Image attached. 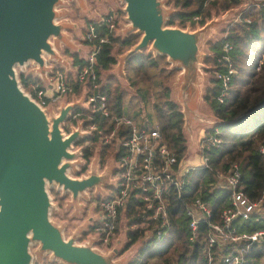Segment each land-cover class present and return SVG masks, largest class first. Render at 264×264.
Segmentation results:
<instances>
[{
  "label": "water",
  "instance_id": "95a60500",
  "mask_svg": "<svg viewBox=\"0 0 264 264\" xmlns=\"http://www.w3.org/2000/svg\"><path fill=\"white\" fill-rule=\"evenodd\" d=\"M61 0H0V264H34V255L49 253L60 264H124L127 254L120 239L109 251L94 246L95 238L77 242L83 228H74L66 237L64 224L50 217L55 205L48 186L69 195L66 205L82 207L87 189L102 190L113 167L99 173L96 164L86 174L72 176L80 149H72L84 133L81 124L64 134L61 124L79 100L61 103L57 114L46 111L23 90L17 66L24 70L29 61L33 71L46 80L50 66L45 53L68 66V60L54 48L50 38L68 42L67 21H56ZM127 24L138 40L117 58L123 72L126 60L143 49L166 56L179 69L175 94L181 105L183 129L188 135L203 120L199 109L203 77V43L227 12L212 17L194 29L167 24L176 11L167 0H121ZM85 220V226L88 224ZM36 244L34 253L31 245ZM124 247V246H123Z\"/></svg>",
  "mask_w": 264,
  "mask_h": 264
},
{
  "label": "trees",
  "instance_id": "16d2710c",
  "mask_svg": "<svg viewBox=\"0 0 264 264\" xmlns=\"http://www.w3.org/2000/svg\"><path fill=\"white\" fill-rule=\"evenodd\" d=\"M167 3L177 7L176 12L168 17L167 24L185 26L188 23L194 25L195 22L202 25L213 13L218 15L232 9L239 0H167ZM195 15L198 16L197 21L194 20ZM91 21L96 25L99 35L108 36L110 39V42L102 44L96 54L94 66L96 81L99 84L96 90L106 94L110 113L124 114L141 124L157 127L164 141L180 159L187 148L184 120L181 105L171 96L169 85L166 86L159 80L160 87L156 93L161 94L156 101L151 102V108H148L154 73L164 78L173 75L176 70L166 69L164 65L169 64L164 55H153L146 49L131 55L124 66L126 80L134 89L136 98L134 103H130L132 95L127 98V90L123 88L120 79L108 74L103 81L101 72L116 63V56L112 51L115 45H118L119 51L122 52L133 45L139 35L129 33L122 37L108 31L97 19ZM222 33L220 37L207 40L208 52L202 60L203 70L211 73L203 100L216 118L214 124L207 127L205 132L212 133L218 128L217 136L220 141L204 149L207 166L191 169L185 174V186L180 194L175 189L168 192L166 208L170 226L167 236L160 240H144L135 257L127 264H202L205 258L207 224L200 222L195 238L192 239L185 207L195 197H199L211 209L209 219L220 220L222 210L229 205L230 192L218 183L215 177L217 169L228 170L229 166L237 163L241 170L240 187L252 199L260 196L264 185V157L259 152V145L264 141V6L245 9L239 19H233L227 24ZM225 42L232 45L230 55L236 70L231 76L223 100L220 101L218 95L221 83L214 72L225 69L222 60ZM72 56L74 64H79L80 67L86 64L84 58L77 54ZM19 78L25 88L30 81L41 83L40 78L32 74L20 72ZM76 84L78 93L81 84ZM94 119L105 126L109 125L107 118L96 114ZM88 139L90 142L82 153L86 160L96 145L95 135L89 136ZM83 141L81 138L78 143ZM109 149H112V145L105 147L102 154L108 153ZM56 197L60 202L62 196ZM140 205L139 200L129 201L125 209L126 214L131 217ZM262 207L264 208V201ZM236 224L239 230L264 228V215L258 219L253 216L238 219ZM126 236L123 251L142 238L143 230H128ZM51 264L60 263L54 260ZM240 264H264V242H256L247 249Z\"/></svg>",
  "mask_w": 264,
  "mask_h": 264
},
{
  "label": "built area",
  "instance_id": "2783aa9c",
  "mask_svg": "<svg viewBox=\"0 0 264 264\" xmlns=\"http://www.w3.org/2000/svg\"><path fill=\"white\" fill-rule=\"evenodd\" d=\"M252 6L256 8L264 6V0H239L235 7L225 12L235 9L237 13L234 20H236L245 9ZM194 19H198V16L195 15ZM97 20L99 24H104L108 31L115 33L118 27L116 12H108ZM245 20L250 21L249 18ZM83 40L88 47L86 55L81 57L86 61L84 66L74 64L72 58H66L68 66L46 58V63L50 66V70L46 72V80L36 72L32 74L20 70L41 80V83L30 81L26 88L21 81L20 85L44 110L55 99L69 103L71 101H68L67 97H73L80 101L62 123L63 128L68 127V132L81 124L80 130L84 136H80L79 140L83 138L84 141L77 142L71 147L80 149L79 156L82 155L84 146L90 142L88 137L91 135H95L96 145L100 146V149L112 145L113 172L109 176L108 183L102 185L101 191L96 192L94 214L89 224L91 229L88 230L84 241L95 238L94 246H106L110 241L117 239L116 231L124 219L127 222L124 231L126 238L128 230L141 229L144 240L163 239L167 236L170 226L166 208L168 192L175 189L180 194L185 186V174L191 169L207 166L204 149L220 141L217 136L219 130L215 128L214 132L208 134L205 132L206 128L201 131L197 137V149L204 162L184 167L185 156L180 159L176 157L157 127L141 124L124 114L110 113L106 94L96 90L99 84L94 69L96 54L102 44L110 42V39L108 36L99 35L96 25L90 21L85 27ZM231 49L232 45L229 42L223 44L222 60L225 69L214 72L221 83V91L218 95L220 101L223 100L231 76L236 70L230 55ZM77 82L81 84L78 93ZM96 114L107 118L109 125L105 126L95 120ZM189 137L191 139L193 135ZM259 152L264 157V141L259 145ZM215 177L218 183L229 189V205L222 210L219 221H212L209 219L211 209L199 197L187 203L185 213L189 219L190 237L195 238L199 223L205 222L207 241L202 264H213V262L240 264L247 249L256 242H264V228L251 231L239 230L236 224L238 219H248L252 216L258 219L264 215L262 207L264 185L260 196L252 199L240 187L241 170L237 163L229 166L228 170L217 169ZM131 200H139L141 205L129 217L125 209Z\"/></svg>",
  "mask_w": 264,
  "mask_h": 264
},
{
  "label": "rangeland",
  "instance_id": "374dc122",
  "mask_svg": "<svg viewBox=\"0 0 264 264\" xmlns=\"http://www.w3.org/2000/svg\"><path fill=\"white\" fill-rule=\"evenodd\" d=\"M123 2L121 0H61L60 3L56 5V10L58 11V16L56 17V21H67V26L64 28V33L68 37V42L66 41H57L55 38L51 37L50 40L54 46V48L57 50V52L64 56L65 58H73V54H77L79 57H84L87 53V45L85 41L83 40V35L85 31L86 25L91 21L98 19L100 16L107 14L108 12H116L118 17V27L115 31L116 34H119L120 36H126L129 33H134V30L123 32L122 26L127 24V20L125 19V12L123 11ZM166 6L177 10V7H174L172 4H168L166 2ZM237 11L230 10L227 12V14L224 16V18L219 22L215 27H213L212 31L209 33V35L206 37L205 42L202 46L203 52H208V48L206 47L207 40L215 39L217 37H220L223 33L222 30L227 26V24L236 18ZM224 14V12L219 13L218 15L216 13H213L211 18L218 17ZM211 18L207 19L206 21L210 20ZM195 20V19H194ZM197 21V19H196ZM205 21V22H206ZM204 22V23H205ZM203 25V24H202ZM198 26H201L199 23H196L194 25L186 24L185 26H181L183 28H190L194 29ZM135 34V33H134ZM131 47V46H130ZM129 47V48H130ZM127 50V49H126ZM126 50L120 52L119 46L115 45L112 49L113 53L116 56V63L112 65L110 69L102 70L101 72V78L104 81L106 79V76L108 74H113L117 78L120 79L121 84L123 88H125L127 91V98H129L130 95L131 101L130 103H134L136 98L134 97V89L128 84L126 80V73H125V63L123 66V72H120L117 68V58L120 54L125 52ZM45 58L48 60L52 59L48 54L45 53ZM166 59V56H165ZM53 60V59H52ZM167 61V59H166ZM168 62V61H167ZM169 65L166 66V69H173L174 74H170L169 77H160L159 75H156L154 73L153 78V87L150 92V101L148 104V108H151V102L156 101L157 98L160 96V93H156L159 89V80L164 82V85H169L171 89V96L175 99H177L175 94V86H176V77L179 73V69L172 68ZM34 63L31 61L28 62V64L25 65L24 72L32 73L33 74V67ZM21 69L17 66V72H21ZM209 72H205L202 77V85L201 89L204 93L205 86L208 82V77L210 76ZM34 76V75H33ZM68 101H74L76 100L73 97H67ZM129 100V101H130ZM61 103H66L65 100L61 99H55L51 103H49L46 108V114L47 116H50V113L57 114L59 112L58 108ZM142 107L144 105L142 104ZM199 109L202 113L203 120L198 121V123L193 127L192 129V135L193 137L190 139L188 133L184 131L185 139H186V150L184 152L185 158L183 159L184 167H187L191 164H202L204 162L203 157L201 153L197 149V137L201 134V131L203 129L207 128V126H210L214 124L216 121L215 116L211 112L208 104L201 100L199 103ZM62 125V131L64 134H68L69 132L67 130L68 127L63 128ZM85 147V146H84ZM100 146H94L91 156L88 160H86L82 155L77 156L75 159L77 160L75 163V167L69 168V174L72 176H81L87 173L89 168L91 167V164H96V168L99 173L101 172H108L109 168L113 166V148L106 154L103 153V149L99 148ZM83 153V151H82ZM85 168V169H83ZM49 193L52 197V202L55 205V207H52L50 210V217L58 222L64 224V234L67 237L71 230H74V228H83L78 236L77 242H83L87 238L88 230L91 229L89 222L85 226V220H88L94 213V203H95V196H96V189H87V198H80V202L82 203V207H80L78 210H75L73 206H67V200L69 198V195H62L60 191H58L55 187L48 186ZM57 195L62 196L61 201L59 202ZM126 220L124 219L122 223L120 224L119 228L116 231L115 234V240L110 241L106 246L100 245L98 247L102 251H109L111 250L115 245L118 239H120V248H123L125 242L127 241V238L124 236V231L126 230ZM85 238V239H84ZM144 242L143 236L141 239H139L136 243H134L131 247L128 249L121 251L119 254H117L114 258H119L123 254H127V259L124 264H127L131 259H133L140 248L141 244ZM36 248V244L31 245V251L34 253ZM35 254V253H34ZM49 257V253H42L39 256L34 255V262L37 264H51L53 262ZM173 262V261H172Z\"/></svg>",
  "mask_w": 264,
  "mask_h": 264
},
{
  "label": "crops",
  "instance_id": "0c3cea01",
  "mask_svg": "<svg viewBox=\"0 0 264 264\" xmlns=\"http://www.w3.org/2000/svg\"><path fill=\"white\" fill-rule=\"evenodd\" d=\"M206 54H207V52H206ZM202 69H203V68H202ZM203 74H204V70H203ZM203 77H204V76H203ZM176 100H177V99H176ZM201 100H203V92H202V91H201ZM201 100H200V102H201ZM177 101H178V100H177ZM179 104H180V103H179ZM183 130H184V129H183ZM135 243H136V242H135ZM132 245H133V244H132ZM132 245H131V246H132ZM131 246H130V247H131Z\"/></svg>",
  "mask_w": 264,
  "mask_h": 264
},
{
  "label": "flooded vegetation",
  "instance_id": "af4514ba",
  "mask_svg": "<svg viewBox=\"0 0 264 264\" xmlns=\"http://www.w3.org/2000/svg\"><path fill=\"white\" fill-rule=\"evenodd\" d=\"M103 16V15H102ZM89 224H90V222H89Z\"/></svg>",
  "mask_w": 264,
  "mask_h": 264
}]
</instances>
